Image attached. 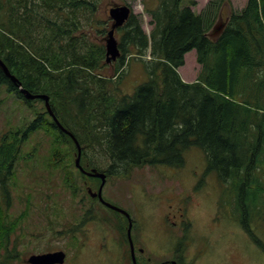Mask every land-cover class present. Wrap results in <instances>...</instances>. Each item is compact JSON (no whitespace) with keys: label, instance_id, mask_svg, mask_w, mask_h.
<instances>
[{"label":"trees","instance_id":"1","mask_svg":"<svg viewBox=\"0 0 264 264\" xmlns=\"http://www.w3.org/2000/svg\"><path fill=\"white\" fill-rule=\"evenodd\" d=\"M99 1L0 0V58L24 89L50 97L57 118L84 147L87 170L119 176L146 165L182 167L189 149H202L206 173L216 172L240 191L235 204L241 225L260 245L251 224L264 217V0H247L241 9L233 0H210L200 13L192 9L194 0H151L153 8L145 5L151 32L132 12L116 31L121 56L112 64L106 45L85 31L103 27L97 30L103 38L108 32L109 20L98 17ZM221 13L229 20L213 40L208 33ZM192 51L201 70L195 82H186L179 69ZM135 59L145 62L148 80L129 95L122 79ZM110 66L111 77L105 74ZM2 85L30 108L44 104L25 127L0 136V264H10V236L27 214L11 216L12 185L19 162L33 156H24L31 136L44 131L51 137L45 169L63 170L72 192L77 181L71 165L88 177L73 162L75 142L56 125L45 101L27 100L0 66Z\"/></svg>","mask_w":264,"mask_h":264},{"label":"rangeland","instance_id":"2","mask_svg":"<svg viewBox=\"0 0 264 264\" xmlns=\"http://www.w3.org/2000/svg\"><path fill=\"white\" fill-rule=\"evenodd\" d=\"M152 1L100 0L98 17L109 20L106 25L109 31L112 25L110 8L116 4H129L136 14L141 15L143 27L150 33L151 17L147 14L145 5L149 4L150 8H153L155 3ZM194 1L196 5L192 6V9L200 13L210 0ZM186 2L189 4L188 0ZM246 2L247 0H233L236 9L243 8ZM43 4L41 2L42 7ZM98 29L103 30V27L85 26L91 40L105 44L106 35L103 38ZM35 31L38 30H33V33ZM112 70L110 66L105 74L111 77ZM200 70L196 52H189L185 65L179 69L182 78L187 82H195ZM146 80L148 71L145 62L135 59L128 66L121 88L125 94L131 95ZM33 107L30 108L18 96L10 94L7 85L0 86V136L10 129L25 127L35 119L36 111H43L44 104L41 101L34 102ZM26 152L33 153V156L21 160L17 166L18 173L12 185L10 214L14 220L18 219L24 210H27V214L18 220L17 228L10 236L9 250L15 255L13 260H9L10 264H28L27 260L32 255L61 250L67 255L65 264H102L99 261L101 234L108 232L110 239L113 238V242L118 243L113 225L120 220L114 212L94 204L97 206L95 209L98 215L96 227L92 228V233L89 232V239L85 241V245L81 244L80 249L79 244L75 247L71 243V233L64 234L65 230L71 231L74 223L78 224L85 216V209L80 207L87 194L86 188L90 187L97 192L100 182L83 177L71 165L70 171L77 181L76 191L72 192L66 185L67 179L63 170L45 169V161L52 151L51 137L44 131L31 136L24 147V156L27 155ZM89 153L92 158V152ZM73 156L75 162L76 153ZM98 157L99 154H96L95 160H101ZM185 160L182 167L146 165L135 167L127 174L111 175L107 179L103 190L105 198L108 202L126 209L132 217V233L140 262L169 264L165 260L174 254L176 243L160 240L158 231L160 223L170 221L165 217L164 220L156 218L152 207L159 199L156 215L163 216L168 198L178 197L182 206L175 209L174 215H177V222L181 227L180 213H184L191 223L192 230L189 239L184 242L185 259L181 264H264V248L256 244L241 226L242 215L235 204L240 191L232 187L231 183L222 182L216 172L206 173L207 159L202 149L192 147L185 153ZM87 202L88 206L92 205V202ZM122 219L127 221L124 217ZM92 225L93 223H90L88 227ZM251 227L264 242V217H255ZM142 247H146L147 255H142ZM121 253L118 262L109 264H132L129 246L126 255L124 251ZM2 255L1 259L4 258V261L9 257L5 251ZM116 257L118 259V256Z\"/></svg>","mask_w":264,"mask_h":264},{"label":"flooded vegetation","instance_id":"3","mask_svg":"<svg viewBox=\"0 0 264 264\" xmlns=\"http://www.w3.org/2000/svg\"><path fill=\"white\" fill-rule=\"evenodd\" d=\"M102 181L100 180V185H101ZM100 188V186H99ZM99 190V189H98ZM97 190V191H98ZM92 202L91 206H88V202ZM103 198L104 200L108 201L104 194H103ZM158 201L157 200L156 204L152 207V211L153 214H155V217L159 218L160 220H164V217L166 219H168L170 222H164V224L160 223V227H159V235L161 236L160 240L162 241H171L176 243V248L174 250V254L172 253V257L169 259H166L165 262H168L169 264H179V262H182V260L185 259V245L184 242L187 241L189 239V236L191 234V223L188 220V218L185 217L184 213H180V217H181V227L179 226L178 222H177V215H174L175 209H178L180 206L179 203V199L178 197H171L168 198V202H166L165 204L167 205L166 207V211L165 214L162 216V214L160 215H156V207L158 205ZM194 199L192 200V204H193ZM83 204L80 207L81 209H85L84 212V218L77 224L76 222L74 223V227L71 229V231L69 233H71V235L69 236V238L71 239V243L74 244H79V245H85V241L89 239V232L92 233V228L96 227V218H98V215L96 213V205H99L101 208L104 207L108 210H112L114 211L117 215L116 217L121 220L123 217L128 221V225H129V220L128 217L126 216V214L115 211L111 208H109L108 206H106L102 200L99 198V196L93 197L91 194H89L88 196H85L84 199L82 200ZM173 202V203H171ZM96 208V209H95ZM188 214L190 216V212L188 209ZM68 217H70V215H68ZM90 223H93V225L91 227H88V225ZM128 225L124 226L122 222H118L115 223L113 225L114 230L117 233V237H118V243H114L113 242V238L110 239V234L108 232H104L103 234H101V249H100V259L99 261L102 264H109L110 262H118L119 258L122 256V251H127L128 252V246H129V256H131V247H130V242H129V238H128ZM245 231L246 229L244 227H242ZM252 229V227H251ZM253 230V229H252ZM68 233V234H69ZM256 234V233H255ZM257 236V234H256ZM257 238L259 239V241L261 242V244L259 245L260 247L264 248V242L261 240V238H259V236H257ZM127 240V241H126ZM156 240V239H154ZM126 252V253H127ZM142 255H147L146 252V247H142ZM125 253V255H126ZM118 256V259L117 257ZM150 257V256H148ZM151 259V258H150ZM150 261V260H149ZM167 264V263H166Z\"/></svg>","mask_w":264,"mask_h":264},{"label":"water","instance_id":"4","mask_svg":"<svg viewBox=\"0 0 264 264\" xmlns=\"http://www.w3.org/2000/svg\"><path fill=\"white\" fill-rule=\"evenodd\" d=\"M131 7L128 5H114L110 8L109 10V16L113 20V24L111 26V29L107 33L105 37V42H106V58H107V63H112L114 61H117L119 57L121 56V50L119 47V41L116 37V30L119 27H122L130 18L131 15ZM229 20V18L225 19L223 16V13L220 14L214 28L212 31L208 33V36L212 38L213 40H218L219 36L222 34L226 27V23ZM0 66L6 73V75L11 79L13 83L18 85V88L22 92V94L25 95V97L29 100L36 99V98H42L45 100L47 110L49 114L54 118L56 124L68 135L72 137V139L75 141L76 146H77V158H76V165L81 169V171L88 176L91 177H98L102 179V185L99 189L98 192H93L91 188H89V192L92 194V196L96 197L99 196V198L110 208L120 211L124 214H126L129 218V227H128V237L131 245V252H132V258H133V263L138 264L136 255H135V248H134V243L132 239V219L131 216L127 211L124 209L115 206L109 202L104 201L103 199V187L106 183V178L107 175L104 172H100L97 169H92L91 171H86L82 166H81V156H82V147L81 144L79 143L78 139L76 136L66 129L61 122L58 120L56 117L54 111L52 110L51 104H50V97L48 95H34L30 93L28 90L24 89L22 86V83L19 81V79L14 76L9 68L6 66L4 61L0 58ZM66 258V254L62 251L56 252V253H46V254H39V255H32L28 259L29 264H64Z\"/></svg>","mask_w":264,"mask_h":264},{"label":"bare ground","instance_id":"5","mask_svg":"<svg viewBox=\"0 0 264 264\" xmlns=\"http://www.w3.org/2000/svg\"><path fill=\"white\" fill-rule=\"evenodd\" d=\"M65 5V4H64ZM70 5V4H69ZM48 23V22H47ZM163 32V31H162ZM24 157V156H23Z\"/></svg>","mask_w":264,"mask_h":264}]
</instances>
